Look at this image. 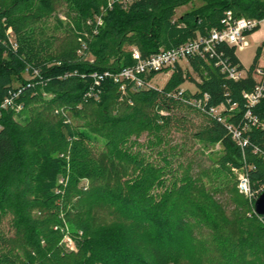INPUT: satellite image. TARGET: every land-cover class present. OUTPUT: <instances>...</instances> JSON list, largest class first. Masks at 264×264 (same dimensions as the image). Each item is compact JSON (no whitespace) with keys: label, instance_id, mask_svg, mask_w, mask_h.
Wrapping results in <instances>:
<instances>
[{"label":"trees","instance_id":"obj_1","mask_svg":"<svg viewBox=\"0 0 264 264\" xmlns=\"http://www.w3.org/2000/svg\"><path fill=\"white\" fill-rule=\"evenodd\" d=\"M111 1L0 0V105L20 85L15 102L28 115L20 122L0 110V264H264V217L239 194L232 171H245L257 196L264 191V100L251 108L257 123L243 130V93L256 85L253 70H264V50L237 81L214 61L191 59L200 79L193 93L177 95L189 76L177 66L162 88L122 98L105 80L98 100H83L90 74L132 66V48L142 58L177 48L220 30L226 12L257 20L250 36L264 22V0H201L180 16L194 0ZM62 6L65 22L56 14ZM94 16L103 25L92 35ZM79 39L89 58L77 54ZM235 52L219 44L215 57L243 70ZM201 94L205 111L186 102ZM220 105L224 123L207 114ZM188 131L200 150L171 138ZM216 144L224 152L214 161L203 149ZM123 163L132 168L122 172ZM67 228L73 250L63 242Z\"/></svg>","mask_w":264,"mask_h":264},{"label":"built area","instance_id":"obj_2","mask_svg":"<svg viewBox=\"0 0 264 264\" xmlns=\"http://www.w3.org/2000/svg\"><path fill=\"white\" fill-rule=\"evenodd\" d=\"M124 2L130 0H122ZM112 1L109 0L108 8H110ZM91 29L92 35H95L99 28L103 25L101 16H94L93 19L86 22ZM221 29H212L205 35H197L194 39L188 40L177 48L169 50H160L157 54L151 55L147 58H142L140 52L136 48L131 49V58L134 64L129 67L122 68L119 72L114 73L105 71L102 73H92L90 78L92 85L88 88L83 96L84 102L89 100H98L100 95L101 84L105 80H110L117 86L118 92L122 96H126L128 93H134L138 91L148 89H158L152 83L153 74L169 72L172 73L177 66L181 63H188L191 59H200L206 63L214 61V67L218 68L220 73L229 80L237 81L246 75V71L240 70L237 65H234L225 60H216V48L217 45L223 44L228 47H233L236 51H241L247 44L248 33H250L257 25V20L246 18H233L231 12H226L225 18L221 21ZM9 34L10 31H7ZM80 47L77 50L79 56H85L86 42L79 39ZM86 58V56H85ZM92 62V61H91ZM35 76H39L37 70L33 71ZM69 74L64 75L62 78L66 79ZM253 76L256 78V85L251 92L243 93V98L246 100V110L244 119L247 121L243 125V130L250 129L257 123L256 117L252 114L251 108L256 106L260 101L264 100V70L260 67H256L253 70ZM84 78V75H81ZM30 84L28 83L27 86ZM22 87L11 90L8 97L0 105V110L10 108L11 110H17L22 107L20 103H16L15 100L22 92ZM180 91L177 95L183 93ZM208 100L207 94L196 95L189 100L187 104L191 105L198 111H205L206 103ZM237 107L236 104H232L228 110L231 112ZM226 110L224 105L218 107H209L207 114L212 118H215L221 123H224L222 112ZM16 112V111H15ZM227 129L232 135V139L240 146H246V141L241 138V132L233 126H227ZM238 178L237 190L240 194L251 198H256L249 185V180L245 171H240Z\"/></svg>","mask_w":264,"mask_h":264},{"label":"rangeland","instance_id":"obj_3","mask_svg":"<svg viewBox=\"0 0 264 264\" xmlns=\"http://www.w3.org/2000/svg\"><path fill=\"white\" fill-rule=\"evenodd\" d=\"M202 4L201 0H194L193 2L189 3L188 5L182 6L180 8H178L176 10V16H180L186 12L191 11L193 8L199 7ZM64 11L65 8L62 6L61 8H59L56 12L57 16L59 17V19L62 22H65V17H64ZM55 24V20L54 19H50L49 21H47L43 27L45 29V32H47V34H50L52 32V27ZM40 26V25H39ZM51 29V30H50ZM256 33V32H255ZM60 34V33H58ZM254 34V33H253ZM251 34L250 36H248L247 38V44L246 46L241 50V51H237L236 55L240 61V63L243 65V67L245 69H248L250 67V65L252 64L253 61V57L255 55L256 49L260 44V41L264 40V22L261 23L259 30L257 31L256 34ZM8 34H6L7 36ZM10 40L13 39L12 35H8ZM260 46L264 47V43L262 42L260 44ZM87 58H89V56H86ZM262 57L264 58V52L262 54ZM90 60L93 62L92 58L90 57ZM179 67L184 71V73H187L189 76H187L188 78L186 79V81L181 85V89L182 90H187L190 93H193L196 91V83H198L200 81L199 77L197 74H195L188 63L183 62L179 65ZM171 73L169 72H161V73H157L152 80V83L154 84V86H156L157 88H162L163 85L166 83V81L169 79ZM20 85H16L15 88H20ZM23 108L21 107L20 109L15 110V114L16 117L15 119H17L18 121H23L25 120V118L27 119L28 115L26 114V112H22ZM61 111V110H60ZM201 118L200 117H194V122L199 123ZM191 131L188 132H179L176 133L171 136L172 140L175 141L177 144H179V146L183 147L184 150H195V149H201L202 145L200 143H197L195 141H193L191 139ZM171 138L169 137V140H171ZM205 155L209 158L212 157V159L215 161L216 159L219 158V156L223 155V148L219 145L216 144L215 146H213L211 149L207 150V149H203ZM207 161V159H206ZM209 161V160H208ZM210 163H212L211 161H209ZM127 163H123L121 166H123L121 168L122 172H124L126 169L130 168L131 166H127ZM126 166V167H125ZM132 168V167H131ZM233 173L236 176V188H237V184H238V178L240 175V171H237L235 169H232ZM84 183L86 184V182L84 181ZM240 194V193H239ZM242 195V194H241ZM244 196V195H243ZM245 199L248 200V202L253 203L255 202V200L258 198V196L256 195V198H251V200H249L247 197L244 196ZM226 203V201H223V203ZM226 207L227 204H226ZM231 211L229 209V213L231 214ZM231 218V220L235 219L236 215H229ZM110 221V219H108V222ZM4 226L7 228V222L4 220L3 222ZM69 228V226H68ZM68 228H67V232L63 238V242L66 246V248L68 250H73L74 246L73 243L71 241V238L69 237L68 234ZM231 229V228H230ZM204 231V230H203ZM205 234L207 235V231H205ZM232 235V234H231ZM234 235H232L233 237ZM207 259H210V255L207 254Z\"/></svg>","mask_w":264,"mask_h":264},{"label":"water","instance_id":"obj_4","mask_svg":"<svg viewBox=\"0 0 264 264\" xmlns=\"http://www.w3.org/2000/svg\"><path fill=\"white\" fill-rule=\"evenodd\" d=\"M253 209L256 215L264 217V191L255 200Z\"/></svg>","mask_w":264,"mask_h":264},{"label":"crops","instance_id":"obj_5","mask_svg":"<svg viewBox=\"0 0 264 264\" xmlns=\"http://www.w3.org/2000/svg\"><path fill=\"white\" fill-rule=\"evenodd\" d=\"M256 33H257V32H256ZM256 33H254V34H256ZM254 34H253V35H254ZM262 42L264 43V40H263V41H260V44H261ZM260 44H259V46H258V47H259V48H261V49H262V51H263V50H264V47H263V46H260ZM258 47H257V48H258ZM236 52H237V51H236ZM236 52H235V54H236ZM236 57H237V55H236ZM237 58H238V57H237ZM238 60H239V59H238ZM239 62H240V61H239ZM240 64H241V63H240ZM241 66L243 67V65H242V64H241ZM243 70H244V71H247V69H245L244 67H243Z\"/></svg>","mask_w":264,"mask_h":264}]
</instances>
